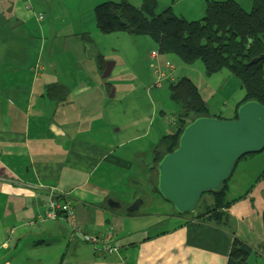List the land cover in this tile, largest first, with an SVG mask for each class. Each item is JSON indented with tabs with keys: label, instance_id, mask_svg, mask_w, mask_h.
<instances>
[{
	"label": "crops",
	"instance_id": "obj_1",
	"mask_svg": "<svg viewBox=\"0 0 264 264\" xmlns=\"http://www.w3.org/2000/svg\"><path fill=\"white\" fill-rule=\"evenodd\" d=\"M98 1L74 6L73 20L55 31L38 13L42 0H0V264H227L233 238L250 248L246 264H264V159L247 157L235 165L226 196L228 227L171 216L165 207L171 229L123 238L129 236L125 222L138 218L126 212L140 198H129L133 172H149L154 147L173 128L159 110L165 84L145 91L152 81L147 57L157 52L156 44L146 37L100 35L90 17ZM205 1L171 0L166 8L185 18ZM109 36L113 45L106 51ZM132 42L137 48L125 50ZM156 60L161 66L169 61L159 54ZM52 85L60 88L49 91ZM251 169L259 172L253 181ZM50 187L75 211L79 233L73 241L61 217L26 225L43 215ZM109 200L119 207L110 209ZM105 232L117 254H100L81 238Z\"/></svg>",
	"mask_w": 264,
	"mask_h": 264
},
{
	"label": "trees",
	"instance_id": "obj_2",
	"mask_svg": "<svg viewBox=\"0 0 264 264\" xmlns=\"http://www.w3.org/2000/svg\"><path fill=\"white\" fill-rule=\"evenodd\" d=\"M93 21L100 35L146 37L156 44L160 56L172 55L185 65L200 61L206 76L228 71L239 81L244 93L234 106L231 119H235L237 108L244 102L255 101L264 107V0H251L248 12L235 0H207L203 18L195 21L175 15L170 7L157 12V0H141L138 6L131 5L128 0H108L93 7ZM80 38L89 40L87 35H81ZM254 59H258L257 62L250 64ZM96 63L102 70L101 56L97 57ZM58 88L60 86L52 85L49 91ZM168 100L179 106L180 111L173 122V133L161 137L154 147L149 171L154 174L152 191L159 197L156 165L164 155L176 149L183 128L200 117L223 119L220 115L210 114L198 88L187 78L168 86ZM250 155L243 156L238 162ZM227 191L228 179L221 183L217 191L203 194L193 213L177 214L172 209L171 216H190L189 220L192 221H207L216 226L228 227L226 209L230 203L227 202ZM205 197L209 198V204L205 202ZM57 217H61L68 227L67 236L75 227L78 228L75 215L73 227L67 222L64 213H58ZM36 219L27 221L26 225H39ZM262 225L264 232V214ZM249 254L250 248L233 238L227 264H246Z\"/></svg>",
	"mask_w": 264,
	"mask_h": 264
},
{
	"label": "water",
	"instance_id": "obj_3",
	"mask_svg": "<svg viewBox=\"0 0 264 264\" xmlns=\"http://www.w3.org/2000/svg\"><path fill=\"white\" fill-rule=\"evenodd\" d=\"M263 150L264 107L255 101L242 103L235 119L197 118L183 128L176 149L157 163V191L177 214L193 213L201 196L217 191L243 156ZM141 204L134 201L126 212H137Z\"/></svg>",
	"mask_w": 264,
	"mask_h": 264
},
{
	"label": "rangeland",
	"instance_id": "obj_4",
	"mask_svg": "<svg viewBox=\"0 0 264 264\" xmlns=\"http://www.w3.org/2000/svg\"><path fill=\"white\" fill-rule=\"evenodd\" d=\"M42 1H43L42 7L41 6L39 7L41 11H39L38 13L42 14L43 23L47 24L49 29L53 28L55 31L56 30L61 31L62 27L61 24L59 25V23H61L63 20L64 21L73 20V15H72L73 10L71 9L74 6H78L84 0H42ZM105 1L108 0H99L98 3L96 4ZM136 1L137 0H128V2L134 6H137ZM170 1L171 0H160L159 10L157 12H160L161 10L169 6ZM173 1L177 2V0H173ZM235 1H237L238 4L241 6V8L244 9L246 12L250 10L251 1L248 0L250 4L249 2H247V0H235ZM204 3L202 6L194 9L195 12H193L191 15L189 13H186L185 19L188 21H195L203 18ZM54 7L57 9L61 7L63 11H58V12L49 11V8L53 9ZM175 11L180 12L177 3H175ZM192 16H196L197 18L191 19L193 18ZM90 17H92V21H93L92 11H90ZM81 21L85 26L88 25L89 17L87 13L83 15ZM28 24H30V22H28ZM23 30L24 29H22V33L24 32ZM67 30H72V29L69 28ZM110 37L113 36L104 38L108 40L103 41V48H106V51L107 48H109V46L113 45L110 42V39H112ZM150 43L153 44V42L151 41ZM127 45L128 44H126L124 47L125 50H131L129 49V47L131 46L137 48L135 42H132V44H129L128 46ZM66 46L70 47V45L68 44H66ZM134 52H136V50H134ZM165 58H167L169 60L168 62H170L174 67V73H173L174 80L171 83L177 82L182 78L189 79L198 88V92L201 95V98L205 102L206 106L208 107L211 115H220L223 119H227V120L232 118L235 103L238 102L244 95L243 91L240 89V83L235 77H233L226 70H222L218 74L206 76L200 61H197L192 65H185L172 55L166 56ZM147 59L148 62L151 61L150 55H148ZM155 59L156 58H154V60ZM206 85L211 86V89L207 94L206 92L208 91L209 88H207ZM154 90H158V89L153 88L148 93L150 92L152 93ZM160 92H162V96H161L162 100L160 101L158 100V102L162 103V101L164 100V103L162 107L159 108V110L161 109L165 112V116L167 117V122H168L167 126L173 128L172 124L175 120L176 115L179 113L180 108L179 106L168 100L167 83L165 84L164 89ZM249 159H252L251 161H253V163H257L259 159H264V151L257 154H251L249 156ZM251 170L252 173L250 174V176L252 177L249 178L250 180L253 181L259 172H257V170L255 169H251ZM133 175H135L136 184L132 185L131 187L132 193L129 196V198H131L133 195L134 200L137 197H140L136 200L142 199L143 202L139 207L138 211L136 212L138 218L136 220H127L125 222L126 230H128L127 233H129V236H125L123 238L127 239L131 237V239H136V238L144 239L154 236L160 232L171 229V227L174 226V223L171 222L169 219H167L168 218L167 216H165L167 214L165 207H171V206H168L169 204H167V202H164L159 196H157L152 191L151 182L154 179V174H152L150 171L147 172L143 169H140L137 172L134 171ZM133 202L134 201L132 200V203ZM169 209L171 210V212L173 211L172 207ZM68 240L70 241L69 238ZM0 246H3V244L1 243Z\"/></svg>",
	"mask_w": 264,
	"mask_h": 264
},
{
	"label": "built area",
	"instance_id": "obj_5",
	"mask_svg": "<svg viewBox=\"0 0 264 264\" xmlns=\"http://www.w3.org/2000/svg\"><path fill=\"white\" fill-rule=\"evenodd\" d=\"M157 55V52H153L150 54L152 84L149 87H146L145 91L147 94H149L148 92L151 89H160L164 84H171V82L173 81V65L170 62L166 61L164 65L161 66L160 64H158L156 59L154 60ZM46 194L48 202L46 204L45 211L42 216L37 217L36 222L41 223L44 220L54 221L57 219L58 213H64L67 222L73 227L75 213L70 205V201L67 199L64 200L63 193L60 192L56 187L47 188ZM30 224H32V222H30ZM77 233H79V230L75 227L74 231L68 234V238L70 239V241L76 239ZM81 238L87 246L100 254H117V248L110 244L112 235L108 232L97 235L82 234Z\"/></svg>",
	"mask_w": 264,
	"mask_h": 264
}]
</instances>
